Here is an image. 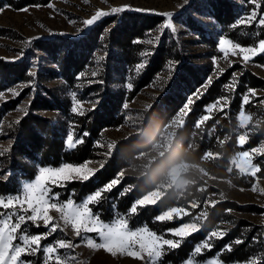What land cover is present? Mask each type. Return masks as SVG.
Returning <instances> with one entry per match:
<instances>
[{"label": "trees", "instance_id": "1", "mask_svg": "<svg viewBox=\"0 0 264 264\" xmlns=\"http://www.w3.org/2000/svg\"><path fill=\"white\" fill-rule=\"evenodd\" d=\"M52 1L54 0H0V10L6 6L19 10L32 5H47ZM242 1L248 2V0ZM206 5L210 8V14L224 30L235 24L240 15L238 4L232 0H208ZM262 11H264V6ZM160 20V18L123 13L102 21L72 48H62L63 44L69 42L62 43L56 40L41 41L37 46L42 53L56 63L57 70L64 80L72 84L75 77L84 70L89 53L99 45L101 30L110 23L113 28L106 33L105 38L106 43L110 45L105 69L109 71L113 65V73L121 75L127 67H133L138 63L137 58L142 49V43L136 41L142 40L145 32L153 28ZM191 22H194L193 19ZM202 33L201 27H197V34L201 36ZM234 36L233 32L228 34V37L233 40L236 38ZM202 37L205 38L204 35ZM256 39L264 40V32L258 33ZM252 42L254 41L250 39L239 41L241 45H250ZM207 43L210 49H217L214 38L207 39ZM182 55V51L173 42L163 43L158 47L133 81V90L128 99L148 86L164 68L168 59L172 58L180 62L183 60ZM111 62L113 64H110ZM254 62L264 65V54L257 55ZM27 70V65L24 63L0 60V86L13 84L22 79L28 80ZM209 72L208 63L196 65L183 61L174 75L172 90L166 96L161 97L159 103L147 115L149 125H145L144 133L118 141L109 158L89 180L67 182L63 187L55 188L54 192L59 193L62 201L69 198L80 201L116 179L118 173L130 166L129 161L140 163L138 156L152 148L162 128L182 107L186 94L195 92L203 86L199 97L190 106L191 110L177 127L176 141L172 147L152 162L147 163L146 169L140 174L122 176L120 183L110 192L103 193L100 201L91 205V208L104 221L111 220L116 215H124L130 227H147L168 238H176L169 234V230L187 223L195 213L203 210L207 215L200 224V230L184 239L180 247L166 249L161 257L162 264H181L186 261L190 258L194 247L203 242L206 236L215 229H223L227 234L223 239L213 238L211 243L214 247L211 251L205 250L203 255L196 256L198 261L203 262L218 257L225 264L253 260V264H261V261H264V225H255L238 214L246 212L259 214L264 212V208L253 204L240 207L230 200L215 202L214 207L212 204H206L209 194L215 189L192 173L184 174V177L189 180L185 189H176L171 186L162 191V194L155 200V204L138 207L135 214L130 213V209L138 199L156 190L161 184L167 183L169 171L183 162L198 165L214 177L231 178L236 186H249L257 177L264 179V155H257L254 158V164L261 169L256 177L240 174L231 165L232 159L239 152L257 148L264 142V104L258 105L264 100V95L254 96V98L250 95V102L242 106V96L248 94L249 89L264 91V79L242 65H234L225 69L217 78L211 79V84H208ZM234 73L237 86L234 91L226 90L225 85L233 80ZM123 95L124 92L121 89L115 93L108 91L101 107L90 116L91 119L90 117H78V133L87 131L88 135L83 137V143L69 149L56 125H53L48 117L38 113L52 110L67 113L68 103L61 102L58 96L50 90L46 92V95L37 91L32 97L27 115L10 130L15 137V143L11 149V162L15 174L32 179L36 166L80 164L97 158L98 147L95 146L94 140L99 137L101 129L116 126L121 122L122 117H115V114L121 107ZM224 96L229 98V104L224 111L214 110L210 114V119L194 127L202 116L209 115L206 112L208 106ZM18 102L16 100L4 103L3 107L5 110H13ZM242 110L251 117L245 129H242L239 124ZM243 132H246L247 140L246 144L241 147L239 137ZM25 157H28L32 164L24 161ZM230 168L231 172H229ZM246 179L250 181L245 183ZM129 186L130 190L125 193V189ZM17 191L18 182L15 176L9 177L8 181H0V194ZM171 208H185L191 212L181 218L175 216L165 221L157 219ZM238 239L243 243L235 244L234 242ZM226 245H231L232 250H223Z\"/></svg>", "mask_w": 264, "mask_h": 264}, {"label": "rangeland", "instance_id": "2", "mask_svg": "<svg viewBox=\"0 0 264 264\" xmlns=\"http://www.w3.org/2000/svg\"><path fill=\"white\" fill-rule=\"evenodd\" d=\"M232 1L238 4L240 15L235 24L227 30H224L214 16L210 14V8L206 5L208 0H189L186 5L184 4V0H54L49 3L53 5L51 8L47 6L49 4L39 5L40 7L32 5L23 8L28 9L27 11H23V9L16 10L9 6L2 8L0 10V60L26 64L28 68L26 76L29 77V79H22L13 84L0 86V94L3 95V98H0V153H3L0 155V181H8L9 177L15 176L18 182L19 190L25 182L34 180L39 172V169L45 167L58 168L64 164H70L63 163L59 166L43 167L36 166L35 174L32 179H26L15 174L14 168H12L11 149L15 143V137L11 134L10 130L16 124L17 120L20 121V119L25 116L24 111H18L17 109H24L26 113H28L32 97L37 91L46 95V92L50 90L58 96L61 102L68 103L66 106L67 113L61 112L60 110L38 112L39 115L48 117L51 123L56 125L59 132L63 135L64 141H66V136L70 129L74 132L77 139H83V134L88 132L84 131L83 133H78L79 124L77 123V118L90 117L92 113L96 112L97 109L101 107L102 101L108 91L115 93L118 89H121L124 92L121 107L115 114V117H122L121 122L116 126L101 129L99 137L94 140L95 146L98 147V152L96 153L97 158L87 160L92 162L89 164V167L95 169L96 173L97 170L101 168V165L105 163L106 159L109 158L118 141L144 133L145 125H149L147 122V115H149L153 107L159 103L161 97L170 93L173 88L174 75L183 61L196 65L208 63L210 65L208 79L210 77L213 79L219 76L220 73L217 70V65L219 68H223L224 70L234 65H242L244 68L264 79V65L254 62V58L256 56L248 63H243L242 58L239 55L232 56L229 54L228 58L224 59L223 54L218 51V41L221 37L231 39L234 43H239L242 39H250L251 41H254L250 45H241L239 43L241 46L247 47L255 46V44L259 41L256 39L258 33L264 32V27L258 28L256 22L250 26L238 24V21L253 8V5L248 2H243L242 0ZM181 5H183V7H181ZM124 6L150 11L136 12L128 9L122 11L121 13L104 16L92 26L85 27L83 24L84 20L90 19L97 11L110 12L113 7ZM262 8L263 6L259 9V12L264 14ZM123 13L137 14L142 17L160 18L161 20L159 23L154 25L153 28L146 31L144 38L140 40L142 43V49L138 54V63H136L133 67H127L125 71L121 72V75L113 73V65L111 66V70L106 71L105 69V64L108 60L110 51V45L106 43L105 38L106 33L113 28L110 23L101 30L102 33L100 34L98 41L99 45L95 46L89 53L84 70L75 77L72 84H69L64 80L62 75L57 70L56 63L38 49L37 45L39 42L50 40H56L62 43L69 42L67 44H63L64 46H62V48H72L74 45L79 44L93 29L98 27L102 21L113 16L122 15ZM155 13H173L175 22L174 26L176 28L175 33H172L167 29L161 33L159 26L165 18L162 15H156ZM192 19L194 22H191ZM257 19H259V17ZM193 26L194 28H192ZM197 27H201L203 30L202 35H204L206 40L205 38L203 39L202 35L200 36L197 34ZM231 32L234 33V37H236L234 38L235 40L228 37V34ZM156 36H159L160 39L158 41L154 40L153 44L143 42L149 38L154 39ZM211 38L216 40L217 49L212 50L210 49V46H208L207 39ZM28 41L31 42L27 43ZM172 42L180 51H182L183 55L181 57H183V60L176 62L172 58L168 59L164 68L154 77L151 83L143 89L137 91L131 99H128L131 91L133 90V81H135L138 74L142 71V68L148 63L150 57L154 55L157 48L163 43L168 44ZM111 51L114 52L115 50L111 49ZM144 52H148L150 54L142 55ZM192 57L196 58L193 59ZM214 58L216 60L215 64L213 62ZM229 61L232 62L231 66H229ZM110 64H113V62ZM138 64L144 65L141 69H139V71L136 70V66ZM32 72H35V76L29 74ZM93 72L96 73L95 76L92 75ZM129 83L132 85L131 89L128 88ZM13 88L20 92L19 96L13 97L11 95L9 89ZM202 89L203 86L195 92L186 94L182 107L179 109L178 113L173 116L162 128L152 148L138 156L141 160L140 163L129 161L128 163L130 166L123 169L119 173L121 177L127 174H140L142 170L146 169L147 163L152 162L172 147L173 143L176 141L175 131L186 115L180 113L181 109L190 97L195 100L197 97L194 94L200 93ZM71 93L76 94L77 101L83 102V115L72 113L71 108L73 107V102ZM260 95H264V91L258 89L255 91L253 98L254 96L257 97ZM16 100L19 102L13 110L4 109V103ZM263 104L264 100L258 105L262 106ZM89 119H91V117ZM250 120V115L242 110L239 116L240 127L245 129L249 125ZM246 137V132H243L240 135L239 145ZM245 144L246 142L243 146ZM257 148H264V142ZM241 152H239L231 161V165L237 170V164L240 161ZM251 155L254 164V158L258 154L251 153ZM23 160L32 164V161L28 157L23 158ZM85 162L72 165H82ZM231 171L232 169L230 168L229 172ZM187 173L196 175L205 181L208 186L215 189L213 193L209 194L207 201L205 202L206 204H213L220 200H230L234 201L240 207L253 204L260 208H264V192H262V190H264L263 178H256L249 186H236L232 182L231 178L214 177L198 165L188 164L185 162L172 168L168 173L167 183L161 184L156 190L148 193L146 196H150L152 199L156 200L162 194L163 190L168 189L171 186H174L176 189H185L187 183L189 182V180L184 177V174ZM249 181V179H246L245 183ZM66 183L67 182H64V185ZM57 187L59 186H52V191L54 192V189ZM253 188L256 190L253 191ZM87 196L80 201H75L73 198L71 199L79 203ZM59 200L63 202L60 197ZM182 209H184L187 214L191 212L189 209ZM202 213H204L203 210L195 213L187 223L196 222L200 225L205 219ZM49 214L56 220L59 219V214L54 210H51ZM117 216H123L126 218L124 215H116L108 221L100 219L106 223H111ZM175 216L181 218L185 215H174L173 218ZM238 216L247 218L255 225H264V212L259 214L246 212L238 214ZM197 217H200V219H196ZM38 223H40L39 227H29L28 230L30 234L44 233L47 231V229L43 227L42 222ZM59 223L61 228H64V231L58 230L48 239L43 240L42 245L50 244L58 239L71 241L73 244L79 245L78 247H75L74 255L76 256L77 261L83 262V264H147L148 257L146 255L143 260H140L120 254L113 257L103 249H92L87 246L86 242H82L76 236V233L70 226L65 227L62 221ZM128 227L130 229L144 228H132L129 224ZM81 235L83 236L85 234L82 232ZM87 235L95 237L96 234L88 233ZM157 235L163 236L160 234ZM164 238L176 239L177 237ZM96 242H99L98 239ZM59 251L63 253L66 250L60 249ZM67 251L72 250L68 249ZM23 259L31 260L33 261V264H41L43 255L39 254L35 257L25 256ZM185 262L186 261L181 264H185ZM253 263L254 260L249 262V264ZM159 264H162L161 258ZM230 264H245V262Z\"/></svg>", "mask_w": 264, "mask_h": 264}, {"label": "snow or ice", "instance_id": "3", "mask_svg": "<svg viewBox=\"0 0 264 264\" xmlns=\"http://www.w3.org/2000/svg\"><path fill=\"white\" fill-rule=\"evenodd\" d=\"M189 0H184L186 5ZM248 3L253 5V8L245 14L238 24L250 26L256 22L257 27H264V14L259 12V9L264 6V0H248ZM53 7L52 4L47 5ZM7 7V6H6ZM35 7H40L36 5ZM183 7V5H181ZM132 10L136 12L150 11L139 8H130V6L113 7L110 12L97 11L90 19L83 21L85 27L92 26L99 19L104 16L121 13L125 10ZM28 9H23L27 11ZM156 15H162L165 19L159 26L161 33L165 29L175 33L176 28L174 26V14L173 13H155ZM259 17V19H257ZM159 36L154 39L149 38L144 43L153 44L154 40L158 41ZM28 41L27 43H30ZM137 43L141 41H136ZM218 51L223 54V58L227 59L229 54L232 56L239 55L242 58L243 63H248L252 58L257 55L264 54V40H259L255 46H241L239 43H234L231 39L221 37L218 41ZM150 53L144 52L142 55H149ZM214 64L216 60L214 58ZM229 61V66H231ZM144 65L138 64L136 70L139 71ZM217 70L220 74L224 69L219 68ZM35 76V72L29 73ZM96 75L95 72L92 73ZM31 83V82H30ZM208 84H211V77L208 79ZM237 86L236 74H233V80L225 85L226 90L234 91ZM132 85L129 83L128 88L131 89ZM13 97L19 96L20 92L15 88L9 89ZM254 89H249L248 94L242 96L243 104L250 102V95H255ZM197 98L200 93L194 94ZM73 107L72 113L83 115V102L76 100V94L71 93ZM0 98L3 95L0 94ZM194 103L193 98H189L180 113L187 114L191 109L190 106ZM229 104V98L227 96L218 98L216 102L208 106L206 112L209 115L202 116L198 120L194 127H198L201 123L210 119V113L213 110L224 111L225 107ZM18 111H26L24 109H17ZM16 123H19L17 120ZM87 136L88 133H84ZM246 138L240 143L242 147L246 142ZM66 147L72 149L78 144L83 143V139H77L74 132L70 129L66 136ZM99 146V145H98ZM251 153L258 155H264V148H255L251 151L245 150L240 153V161L237 164L238 171L241 174H248L256 177V174L261 171L258 165L253 164ZM3 153H0L2 155ZM91 161H86L82 165L64 164L58 168L45 167L39 169L38 174L33 181L25 182L21 188L15 193L0 194V264H33V261L23 259L25 256H38L43 255L41 264H83L79 262L74 255L75 247L79 245L73 244L71 241L65 239H58L50 244L42 245V241L48 239L55 234L58 230L64 231L61 228L60 221L63 222L65 227L70 226L76 233V236L82 241L86 242L87 246L92 249H103L107 253L116 257L118 254L127 255L134 259L143 260L144 256L148 257L147 264H159L160 258L165 254L166 249H176L180 247L182 241L188 236L200 230L201 225L196 222L185 223L177 229L169 230V234L178 239H167L163 236H158L156 233L151 232L147 227L140 229H130L128 227L127 219L123 216H117L111 223H106L100 219V217L93 213L90 205L97 204L104 192H110L115 186L120 183L121 175L118 173L117 178L110 181L102 189L89 194L83 201L77 203L73 199L69 198L66 201L61 202L59 200V193L52 191V186L63 187L64 182H71L79 180L81 182L89 180L94 174L95 169L89 167ZM103 165H101L102 167ZM259 179V177H257ZM125 189V193L130 190ZM256 189L253 188V191ZM264 192V190H262ZM156 201L150 196H143L137 200L133 207L130 209V213L135 214L138 207H143L149 204H155ZM214 207V203L212 204ZM54 210L59 214V219L56 220L49 213ZM30 213V214H29ZM182 208H171L168 211L157 217L160 221L171 220L174 215H186ZM206 217L207 213H202ZM196 219H200L197 217ZM43 223V227L47 229L44 233L30 234L29 227H39L40 223ZM85 235H81V233ZM88 233H95V237L87 235ZM226 231L212 230L205 240L200 244H197L193 252L190 254V258L186 260L185 264H223L217 258H210L203 262L195 259L198 255H203L204 251H211L214 244L211 243L213 238L223 239L226 235ZM98 239L99 242H96ZM235 244L243 243L242 240H236ZM65 249L63 253L59 250ZM71 249L72 251H67ZM223 250L231 251V245H226ZM254 259V258H250ZM249 264V262H245ZM264 264V261H261Z\"/></svg>", "mask_w": 264, "mask_h": 264}]
</instances>
